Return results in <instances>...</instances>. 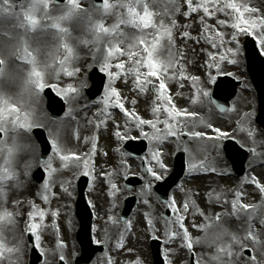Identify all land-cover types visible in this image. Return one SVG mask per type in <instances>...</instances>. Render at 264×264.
<instances>
[{"label": "rangeland", "instance_id": "1", "mask_svg": "<svg viewBox=\"0 0 264 264\" xmlns=\"http://www.w3.org/2000/svg\"><path fill=\"white\" fill-rule=\"evenodd\" d=\"M56 1L25 0V2L22 4L19 23V17L15 20H6L0 23V35L3 36L2 38H4V36H8L11 34H14V36H18L24 33L22 31L24 18L29 17L31 19H34L42 18L43 16L50 18V22L47 24L49 25V29L45 28L44 31H37L35 37L36 39L34 42L35 44L32 45L31 49L26 47L27 52L32 53L31 57H27V60L31 61L28 62L29 65L32 64L31 66H15L12 61V52L15 48L14 45L25 42L22 36L13 38L10 41V44L12 45L10 47L11 49L6 51L4 50L3 56L6 63V72L9 77H6L5 80L0 83V104L4 105L6 112L12 105H20L21 107H23L27 97L31 96L28 93L29 90L32 91L31 84L33 78H42L45 84L48 82L50 84H55L58 86L59 90L60 88L65 86V91L71 88V86L78 81V77L80 76V74L81 77L83 75V80H87L85 72L87 67L81 64V60L83 57L87 58L90 54L94 56L96 52L104 55V57H101V60H98L97 67L99 68V70L105 72L107 75L109 74L110 76L108 75V77H111L110 72H113V77L109 79L108 86L106 85L105 90L110 87V85L114 80H116V78L123 75L122 82L125 87H119V92L122 94V102L126 105V108L128 110H130V106H133L130 102V98H139L140 100L141 96H146L149 98V94H151L150 86H148V91L146 93H140L138 90H134L135 86L131 87V85L134 83V75H125L124 73L118 74L117 72L119 68L125 66V59L127 54L133 50L136 51V48L138 50L139 47H137V44L139 42L143 41L149 46H152L154 41L156 40L157 35L160 33L159 25L164 24L165 26H167L171 23V19L173 17L175 18V20L177 19V15L175 14L176 1L104 0V5L99 8H96L93 5L92 0H65L63 4L59 5L56 3ZM198 2L199 0H193V4H197ZM237 2L240 4H247L258 9V12L256 14L257 16L264 15V0H237ZM145 13H148L149 17H151L152 14H154L155 16L156 14H160L159 16H164V19L161 22V20L157 18L155 19V24L153 26L146 27L145 25L149 24V20L144 19ZM196 15H198L197 23H201L200 20L203 16V13L194 12L193 17ZM178 16L179 23H181L183 21V18L180 14ZM136 18H138L137 21L135 20ZM204 19L205 24L212 25L215 28L217 25V19L226 20L229 18L224 16L223 14H217L216 19H208L206 17ZM141 21H143V23H141ZM80 22L86 24L89 29H95L96 33L100 29L105 30L108 33L107 38L104 41L99 42L97 45L91 46L89 41H92V39L95 38V35L89 34V41H84L83 35L85 34L86 25H84L83 30H81L78 25V23ZM18 27H20L21 30H19ZM202 27H205V25ZM4 28H12L13 32L4 33ZM32 28H34L33 25ZM177 28L180 29L181 26L178 25ZM193 30L196 31V28ZM185 31L186 29H184V32ZM220 31L228 33L229 35L227 39H230V33L232 32V29L221 28ZM187 32H189L190 34V29L187 30ZM195 34L199 36L198 32ZM174 36V47L170 48L167 40L163 41L162 46L157 53V59H160V57L162 56L164 58V55H166V53L169 51L172 52L173 56V50L177 49L178 51H180L182 38H176L177 31H175V29ZM25 37L31 45V36H28L25 33ZM206 40L198 39L195 41H191L190 39L192 43L197 44L198 46L208 47V43L206 42ZM216 42L219 43V41ZM7 45L8 43L5 42L4 46ZM227 46L231 47L232 45ZM240 47L241 53L238 58L237 64L233 65L231 63H223L224 61H221V71L218 72L215 67L211 69L207 67V65L209 64V57L208 55H206V61L204 65L199 68V73L201 76L199 80H201L202 83L206 86L205 90L209 93H211L213 84L217 76L229 74L237 79H243L244 81L243 92L241 88L236 97L232 100L231 108L228 113H218L217 110L213 107L211 98L209 97L208 104L211 108L212 114L208 115L207 117L201 115L202 109L199 103H197L196 101H188L187 99V94L190 92V85L188 86L187 84L191 77V75L189 74H193L194 72V63L188 58L185 59L183 55H181V61L184 60L183 66L188 69L186 76H188L189 78L184 81L182 88H178L180 91L174 94L173 98L178 101L176 102L174 100L179 106V109H184L189 113L200 115L201 119L200 122L195 126L187 125V127H184V130L179 132L178 137H173V139L169 138L161 144H156L157 148H159L164 156L166 153L171 154V151L174 149L184 151L186 153L188 164L187 175H190L189 173L205 175V179L198 178L195 180V182L187 184L191 185L192 187L201 186L202 188L198 190V192H195L193 189H189V187L186 186L185 183H183L178 189L174 190L175 193L171 195V200L174 197L178 206L182 205L184 202H188L190 204V210L188 212L190 213V216L185 219L184 223L189 230L191 237L193 238V249L196 253V260L199 259L201 264H216L215 261L211 260V257L216 253V247L218 245H226L230 241V235L225 239V241L221 239L213 242L212 239L216 233L212 231L207 233L208 235L205 236V231L203 230V228L197 229V227L194 226L199 221V218L196 215H193V212H196L197 206L200 204L206 208V212L208 214L214 213L218 210H225L222 215V220H220L219 218L216 223L218 227H230L232 230L231 234H235L239 237H244L247 232L251 230L257 236L260 243L254 244L251 240H245V247L242 249H251L253 255L255 256V261L264 256V225L261 224V221L264 220V193L261 194L260 190H258L256 193V185L252 184V178L254 176H257V179L259 178L261 184L264 185V159H260L256 163H252L253 165H256L261 162L262 168L254 171L251 174H247L245 176L246 180L244 182H238L239 190L241 191L239 203L254 206L256 208V213H254L252 217L248 218L247 216L245 217V215L242 213V210L238 209L236 218L234 219L229 213V205L231 200L236 199V197L230 199L231 197L228 196V189L232 185V182L226 184L225 182H222L220 178V175H226L231 171L230 166L225 161V158L223 159L224 154L221 148L205 145L201 138L200 140H198L196 137L190 135L192 129L193 132L203 131L207 134H213L204 127V124H210V122L227 124L225 130H230L233 126V123L239 116H241L242 118H244V121L242 122V128L236 137L237 142H239L240 135L248 131L252 126L250 122L253 121L252 114L255 110L256 94L250 85L246 86L245 76H242V74L239 73V70L242 72L245 63L243 40L241 38ZM119 49H123V51L121 52ZM213 50L216 51L218 56L226 55L225 50L222 47H220L218 51L215 48H213ZM211 62L212 60L210 61V63ZM33 65H38V69L35 72H40V77L34 75V77L32 76L31 78L30 73L32 71ZM107 65L112 66L113 68L109 70V68H107ZM117 65H120V67H116ZM143 71L146 70H142V72ZM209 75L212 76L213 82L207 81V83L205 84L203 79L206 78L207 80V77ZM125 81L127 82L125 83ZM173 83L178 85L179 81L177 80L175 82H170V89L173 86ZM114 86L117 88L116 84ZM21 93L22 95H26L24 96V103L21 102V97H16ZM156 93L157 92L155 91V98ZM108 95H111V93H108ZM105 96L100 97L105 98ZM100 99L102 100V98ZM42 103V99L36 98L33 101L35 110L32 107V112L28 115L35 120L32 123L36 126H41L42 124L46 125V132L50 140L60 142L61 139H64V141L66 140L71 143L69 135L70 130L73 129L77 132L75 142H73L70 147H64L61 142L58 145L59 150L63 152V154L64 152L68 151L71 154L84 155L85 153L89 152L87 151V146H92L93 144H95V146L97 147V145L101 142H107L108 146L110 145L109 149L112 152L113 147L115 148L117 147V145L122 146L124 141H118L117 137L115 136V133L117 131H120L122 135L127 132V136H125L124 138H127L131 135H134V137L141 136L140 132L135 129L134 125H131L129 123L127 128L125 127L126 121H128L129 119L127 117L125 119L123 117L124 113L122 112L117 114L118 112H112L110 110L111 107H109L107 109L106 116L102 118L103 114L98 112L99 103L96 106L95 110L92 112L89 110L86 111V109H83L81 107V111H78L75 115L73 114L71 121L65 120L63 119L64 117H62L58 121L54 122L49 120L44 109L42 114ZM150 105L149 114L145 115L147 119L154 118L151 115L152 108L154 106H152L151 103ZM27 108H29V105L27 106ZM141 110L142 106L139 109V113L141 112ZM110 114H117V119L120 120L121 124H119V127L116 126L111 128L108 126L107 118ZM160 119H165V114L163 112L160 113ZM61 122H63L62 126L57 125ZM113 122L116 123V121L114 120ZM27 123L29 124L30 122ZM158 127L163 128V125L160 124L158 125ZM61 128L63 129V133L60 137L58 131ZM129 128L131 129V131H128ZM146 130H148L147 126H145L144 128L145 132ZM184 134L188 136V139H181L180 136ZM21 135L25 137L23 134ZM22 136H20L21 145L23 146L21 147V149L23 148L22 155L17 159L19 153L18 148L14 151L9 152L4 162L6 170L5 173L9 174L10 176L17 177L14 183L20 182L21 184H9L4 189V193L7 192L8 194L4 196L5 198H7V202L9 204H14V202L19 198L22 199L25 197H33L34 204L38 208L44 209L48 213L45 220L42 222V227L40 229V233L42 235V249L44 252L45 250L49 251L48 253L45 252V262L47 261V264H54L56 258L60 255H63L65 257V260L71 261L75 257L71 256V254L75 255V253H71V248L73 247L74 229L72 230V233L68 232L69 227L72 226L71 224L73 223L75 225L73 215L70 213L73 206V184L76 175L83 170L82 165L80 167H77V165L71 166L66 162H61L57 153L53 152L50 158V162L51 165L57 169V171L51 178V188L47 192H45L43 189V183L42 185L37 186V188L35 189L32 187L30 188L29 185H26V183L23 181V177L24 180H26V175L30 167L28 166V159H33V156L32 158H30L29 154L31 153L28 150V153L25 156L24 149L26 146L28 149V142H26V140ZM261 141L262 148H256L257 152H261L264 148L263 137ZM16 143H19L18 137ZM154 148L155 146H151V149ZM96 150L98 156L99 150ZM220 157L222 158L221 162ZM148 158V154L145 155V159L150 160ZM93 161L94 157L91 158L90 166L93 165ZM191 164H195L197 165V167L191 168ZM65 165L67 166L65 167ZM166 168L168 171L167 163ZM120 169V174L126 173L127 164H124L123 168H118L115 166L114 159H112V161L108 162L107 167L104 170L97 173V171L93 168L92 175L89 176L90 186L87 190V198L91 207L95 209L96 216L98 214V219L96 217V223L94 226V241H99V243L103 242L106 246V251L104 252V254L97 258V264H107L109 257L112 258L115 264H129V261L130 264H134L133 260L137 259L135 255L136 250H138L141 246H143L142 249L147 256L145 240L148 236H152L153 238L157 239L158 237L162 238L163 255L166 259L167 264L168 262H170V264H188L189 253L186 252L187 241L183 239V231L176 224V226H173L172 232H170L166 225H163V222L159 221L160 210L155 207L156 203L158 204V200H156L152 196V194L150 195L149 193L147 195V198H149L147 204L144 203L146 199L145 197L142 196L140 198V202L138 204L139 209L136 212L137 215L135 214V216H133L127 224H119L117 211L113 210L109 205H107L105 199L111 191V184L116 183L117 180V178H110L108 173H113L112 171ZM213 169H215V171H213ZM157 171L160 172L161 170L157 168ZM167 171L163 173L164 178L168 174ZM133 175H137L139 177V171L137 170ZM47 178V174H45V179ZM163 179H161L160 181H162ZM199 179L202 180L197 182ZM143 180L147 181L148 177H144ZM99 183L102 185V190L100 192H98L97 189ZM120 183L121 179L118 181V187H120ZM13 185H16V190L12 189ZM61 185H63V188L67 189V191H63ZM152 191L153 190H151V192ZM209 193L212 194L211 203L208 202ZM45 194H47L49 197V204H45L43 202V199L40 200ZM145 194L146 192L143 191L142 195ZM149 195L150 197H148ZM217 196H219L220 198L219 201L216 200ZM254 197L256 198L255 202ZM252 198L253 201L251 203L246 201ZM193 202L195 204H193ZM9 204L2 206V208L8 209ZM120 204L121 202H117V208H121ZM93 205L95 207H93ZM32 210L33 209L30 208V206L26 210L19 209V219L16 221L11 219L10 215H7V213L5 214V224L7 225H5V227L0 231V239L3 240L6 244V246L1 247L2 251L5 254V257L3 258L5 264L24 263V247L21 248L15 246L11 248V245L14 243L15 239H19L20 231L23 230V227L30 224L31 221L29 220L28 214L29 211ZM56 211L59 212V215L54 217L51 213ZM219 213L221 214L220 211ZM177 214L178 213H174L175 216ZM54 218H57L61 223L62 230L58 233H56L50 227L51 223H55ZM148 219L152 221L151 226L146 223V220ZM227 221L230 222L227 224ZM35 222L41 223L39 217H37ZM140 222L143 223L140 224ZM18 223L20 224V228L18 226ZM249 223L255 224L254 227L251 226L250 229ZM163 232H167L168 235H164ZM173 232L176 233V237L175 239H171V242L169 243L168 241L171 238V234ZM55 237L58 238V241L55 240ZM100 238H102L103 240ZM121 238H123L124 247L117 250L115 246ZM197 239L200 240V243H196ZM65 240H69V243L64 245ZM127 248H129L130 250H127ZM242 249L237 245H233L234 251H241ZM123 251L125 252L123 253ZM20 254L22 255V260L20 258ZM121 256H125L128 259L126 261H122L123 257ZM18 259H20L21 261ZM231 260L232 264H239V262L242 261L237 257H232ZM227 261L228 258L225 257V264H227ZM250 261L251 264H254L252 260ZM146 264H151L149 255L147 256Z\"/></svg>", "mask_w": 264, "mask_h": 264}, {"label": "snow or ice", "instance_id": "2", "mask_svg": "<svg viewBox=\"0 0 264 264\" xmlns=\"http://www.w3.org/2000/svg\"><path fill=\"white\" fill-rule=\"evenodd\" d=\"M187 8L188 12L184 13L185 16H190L193 12H202L203 16L201 17V24H204L205 27L202 29V32H214V39L209 38L206 40L207 43L211 44L212 48L219 50L220 47L225 48V54L226 55H220L218 60L217 57L209 52L208 56L211 58L212 62L207 65L209 69L215 67L216 70L219 72L221 71L220 68V62L225 61L227 56V62L231 63L233 65L238 63V58L241 53V47H240V38L241 36H253L258 44L260 49V54H264V15L257 16L258 9L251 7L247 4H240L237 2V0H199L197 4H193V0H187ZM178 12V10H177ZM217 14H223L224 16L228 17L229 19L226 20H220L217 19V25L214 28L212 25L205 24V17L208 19H216ZM144 19L149 20V24L145 25L147 26H153L155 24L154 20V14L149 17L148 13H145ZM143 23V21H141ZM177 26V22L175 18L173 17L171 19V23L165 26L164 24L159 25L160 33L157 35L156 40L154 41L152 46H149L148 44L141 41L142 46L145 48V51L147 53V60L142 62V64L138 67L137 71L135 72L134 77V90H138L140 93H146L148 91V85L156 83V106L152 108L151 115L154 117L153 119H144L141 116H139L135 111L128 110L126 108V105L122 102V94L119 92V90L114 86L115 82L123 77V75L119 76L116 80L112 82L110 87L106 89V96L105 98L100 102L103 104V109L101 114L105 113V110H107L109 107H116L121 110L122 113L126 117H130V120L126 121L125 127L127 128L128 124L134 125L135 129L140 132V135L144 137V139L148 140L150 144H161L172 137H178L179 132L184 130V127H187V124L181 125L179 121V117L181 115H186L184 109H179L175 106L172 100V96L170 93V82L179 81L178 87H183L184 81L188 79L189 77L185 75L186 68L182 66L181 63L177 62L172 54L171 51H169V55L166 59H157V53L160 50L162 46V42L167 40L169 47H174L175 45V36H174V29ZM221 28H230L232 29V32L230 33V39H227L228 33L220 31ZM184 38H190L189 32L183 33ZM216 41H219L217 43ZM227 45H232L231 47H228ZM121 52L123 49H119ZM27 57H31L32 53L27 52ZM26 62H31L26 59ZM0 63H3V61H0ZM116 67H120V65H117ZM141 69H145L146 71H141ZM37 77L41 76L40 72L34 73ZM192 84H197L199 82V78L196 76L190 77ZM208 82H213L212 76L209 75L207 77ZM127 81H125L126 83ZM35 88L39 92H43L45 88H54L53 85H45L43 79L32 81ZM114 90V91H113ZM111 92V95H108L107 93ZM198 95H202L205 97H210V93L207 92L203 87H200L198 90ZM57 95H61L59 92ZM63 99L64 97L61 96ZM135 103V101H133ZM163 112L165 114V119H160V113ZM175 122V123H173ZM162 124L163 128L158 127V125ZM147 126L152 131L150 133L145 132L144 128ZM119 127V126H117ZM204 127L214 133H217L218 135L215 137H208L206 132L203 131H195L191 132L190 135L196 138H208V139H219L220 137H226V133L222 132V130L218 127H214L211 124H204ZM128 131H131L129 128ZM115 136L117 139L122 140L125 136H127V132H125L123 135L120 131H117L115 133ZM128 138H131L130 136ZM51 148L54 152L57 153L59 159L61 162H65L69 159V156L64 155L63 152L59 150L58 144L55 140H52L51 142ZM96 151L95 144L92 145V148L89 153L85 154V157L83 158H77L76 165L77 167L81 166L82 161V171L78 173L79 175L89 177L92 175L94 165H91V158L94 157ZM150 160H147V167H144V171L147 177H150L154 180H161L163 179V172L167 171L166 165L163 162L162 159V153L159 150V148L150 149ZM44 164V170L47 174V179H43V189L45 192H47L51 188V178L53 174L57 171L56 168H54L51 165V162H42ZM67 165H65L66 167ZM143 166V163H142ZM191 168L197 167L195 164L190 165ZM157 168L162 170L160 172L157 171ZM215 171V169H213ZM108 175V174H106ZM127 176V173H125V177ZM94 179V177H93ZM141 179H144V177H141ZM252 183L256 184L257 188L261 191V193H264V185L260 184L258 180L253 178ZM63 191H67V189L63 188V185H61ZM111 189L113 192L118 190V186L115 183L111 184ZM151 184L148 181H145L144 188L149 193L151 192ZM209 195L208 202L211 203V193ZM236 199L232 201V209L233 213H237L239 208H249L254 207L251 205H243L239 203V198L241 196V193L237 191L235 193ZM43 202L45 204H49V197L47 194H45L43 197ZM219 196L216 197V200L219 201ZM145 204L148 203V200L145 199ZM93 207H95L93 205ZM168 208L171 209L172 213H178L175 216L174 223L179 226V228L183 231V239L187 241L186 247L191 252L193 249V238L191 237L187 227L185 226V219L186 214L190 210V204L188 202H184L182 205H177V202L175 201V198L168 203ZM32 211H29V220L31 221L28 225V231L31 234V236L34 238V247L42 251V235L40 233V229L42 227V222L45 220L47 216V212L44 209L38 208L34 202L31 204ZM54 217L59 215V212H52L51 213ZM201 215L204 216L205 213L200 210L198 212H193V215ZM39 217V220L41 223H36V219ZM111 219V217H110ZM216 219H219V215L216 217ZM251 219V218H250ZM146 223L151 226L152 221L150 219L146 220ZM194 223V222H193ZM261 224L264 225V220L261 221ZM249 228L251 229V224L249 225ZM205 231V236H207L206 229H203ZM227 232L225 230L224 233H217L213 237L212 241L215 242L217 240L223 239L224 234ZM166 235L167 232H166ZM176 233L171 234V238L169 239V243L171 242V239H175ZM245 240H251L254 244H259L260 241L258 240L257 236L249 230L247 234L244 237H239L235 234H230V241L225 244H220L216 247V253L211 257V260L215 261L216 264H225V257L228 258L227 264H232V257H239L242 255V252H235L233 250V245L239 246L241 249L245 247L244 241ZM99 243V241H96ZM196 243H200V240L197 239ZM183 246V245H182ZM116 249L119 250L124 247L123 244V238H121L117 244ZM61 261H65V257L63 255L60 256ZM251 260L255 264V256L251 257ZM47 264V261L45 262ZM66 264V261H65ZM107 264H115V262L112 260L111 257L108 258ZM138 264V262H137ZM170 264V262H168ZM196 264H201L200 260H196Z\"/></svg>", "mask_w": 264, "mask_h": 264}, {"label": "bare ground", "instance_id": "3", "mask_svg": "<svg viewBox=\"0 0 264 264\" xmlns=\"http://www.w3.org/2000/svg\"><path fill=\"white\" fill-rule=\"evenodd\" d=\"M175 5H176V12L175 14L177 15V19H176V22L178 25L181 26V28L178 30V28L176 27L175 28V31L177 30V36L176 38H179L181 37L182 38V44H180L181 46V49L180 51H177L174 53V58L177 62L181 63L182 66H183V61H180V56L183 55V57L186 59L188 58L190 61H192L194 63V72H193V76H196L198 78H201L200 76V73H199V68L204 65L205 61H206V55H208L209 52L213 53L216 57H217V53L216 51L213 50V48L211 47V44L208 43V47H203V46H198L197 44H194L190 41V39H192L194 37V34L197 33V32H201L202 31V26H204L203 24L201 23H197V17L198 15L194 16L193 17V13L190 15V16H185L184 13L188 12V8H187V0H175ZM171 2V1H169ZM168 2V3H169ZM174 5V4H173ZM195 5V4H194ZM178 10V12H177ZM181 15V17L183 18L182 22L179 23V16L178 15ZM160 14H156V16L154 15V20L157 19L159 17ZM42 20L40 21V23L42 25H47L49 22H50V18L49 17H46L44 16L43 18H41ZM159 20H161V22L163 21L164 19V16H161L158 18ZM136 20V19H135ZM39 23V21H38ZM197 24V25H196ZM79 25V28L81 30H83V26L86 25V24H83V23H78ZM26 27L29 29V25L27 24ZM196 28V31L193 30ZM184 29H187L189 30L190 29V38H184L183 37V33H184ZM95 35V38L92 39V41H89L90 37H88V35ZM108 36V33L105 31V30H98V32L96 33L95 29H89V27H87L86 25V28H85V34L83 35V39L84 41H89V43L91 44V46L93 45H97L99 42L101 41H104ZM224 50L225 48L222 47ZM205 56V57H204ZM94 57L96 58L95 60V63L98 64V60H101V57H104L103 54H100L98 52H96V54L94 55ZM167 57L165 56L163 59H166ZM218 60V58H217ZM88 63L86 58H82L81 60V64L84 65ZM94 63V64H95ZM90 63H88V66H89ZM112 69V68H111ZM187 71L188 69H186V73L185 75L187 74ZM240 73V72H239ZM112 76V75H111ZM121 80V79H119ZM122 81V80H121ZM82 78H81V74L80 76L78 77V81L76 82V84L78 83H82ZM119 86H123V83H119ZM178 85H173L171 87V90H170V93L171 94H175L177 92H179L180 90L178 89ZM199 85L196 89V86H194V88L192 89V95L196 96L197 99H198V92L197 90L199 89ZM66 100L69 101V105H74L73 103V100L71 98H68L66 97ZM130 101H132V98H130ZM132 110L135 111L138 115L140 114V116L143 118L144 114H141L139 113V109L141 107V105L139 104H132ZM145 107H146V102L145 104H143ZM204 115H206V112H204ZM71 116H67V120L68 121H71ZM111 120H117L116 121V125L117 126H120V120L116 118V115H111L108 117V126L113 128V123L111 122ZM63 123H61L60 125L62 126ZM120 124V125H119ZM217 126H222V124L216 122ZM132 125V124H131ZM111 130V129H110ZM60 137L62 136V133H63V129H59L58 131ZM103 143V147L104 148H107V142H102ZM211 145H215L213 143H210ZM109 161L108 157L105 155V159H99L96 164H95V169L96 171H99L100 169H102L104 166H105V163ZM202 179H199L197 182L201 181ZM231 181L228 180V179H225V180H222V182H225V183H229ZM258 181L260 183V179L258 178ZM195 182V181H194ZM195 189V192H198V190H200L201 188L200 187H194ZM97 189H98V192L101 191V184H99L97 186ZM202 210L205 215L204 216H201V215H196L198 218H199V221L200 222H207L210 226H211V229L214 233H224L225 230H227V232L224 234L223 236V240L225 241V239L232 233L231 229L230 228H223V227H218L217 226V221L218 219H216V217L219 215V218L220 220H222V216L220 217V213L219 211H216L214 213H211V214H208L206 212V208L203 207L201 204L197 206V209H196V212ZM227 223V222H226ZM223 228V229H222ZM143 246H141L138 250H136V257L137 259H139V262L140 264H143V261H144V264H146V256H145V253L142 249ZM125 251H123L124 253ZM123 257L122 261H125L126 257L125 256H121ZM257 264H261V262H257Z\"/></svg>", "mask_w": 264, "mask_h": 264}, {"label": "water", "instance_id": "4", "mask_svg": "<svg viewBox=\"0 0 264 264\" xmlns=\"http://www.w3.org/2000/svg\"><path fill=\"white\" fill-rule=\"evenodd\" d=\"M247 50V61H248V68H249V72L250 75L254 81V84L256 86V88L259 89V94H260V103L262 104V106H264V62L262 60H260L257 55L255 54V51L253 49V47L251 45H248L246 47ZM92 81L98 84H101L102 79L97 76L96 74L93 75L92 77ZM227 86V82L223 81L220 84H218L217 86V90H216V94H220L219 89L218 88H222ZM233 96V92H231L227 98V100L224 99V103H227V101ZM221 98V96H219ZM172 184H174L172 182ZM84 207L83 204L80 203L79 204V211H83ZM82 221H84V225H83V229L79 232L78 235V240L82 245V242L84 243V246L92 249L89 245V242L86 243V239L88 238L89 235V219L90 216L89 215H82ZM82 226V223H81ZM83 248V247H82ZM36 261V258H34V262Z\"/></svg>", "mask_w": 264, "mask_h": 264}]
</instances>
